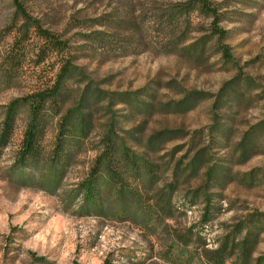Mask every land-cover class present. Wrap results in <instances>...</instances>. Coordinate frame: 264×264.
Returning a JSON list of instances; mask_svg holds the SVG:
<instances>
[{"label": "rangeland", "instance_id": "obj_1", "mask_svg": "<svg viewBox=\"0 0 264 264\" xmlns=\"http://www.w3.org/2000/svg\"><path fill=\"white\" fill-rule=\"evenodd\" d=\"M203 1L212 14L201 13L200 0H0V135L12 102L58 82L63 107L40 141L45 154L55 151L57 125L69 111L85 115L87 125L59 187H30L12 173L27 130L22 108L0 146V264H170L164 253L171 232L197 227L213 249L232 226L264 215V0ZM17 6L38 28L17 17ZM94 33L104 42L93 41ZM203 41L205 55L197 60L191 48ZM127 94L143 102L152 95L154 112L138 114L116 99ZM138 127L143 134L132 132ZM229 128L228 148L210 151L231 172L229 182L210 191L219 196L210 224L202 225V199L185 200L206 186L203 175L179 187L173 204L180 216L165 221V232L80 213L81 183L112 131L161 166L190 162L212 149L216 129ZM157 135L168 139L153 154L145 147ZM168 176L159 188L171 183ZM263 254L264 234L256 252Z\"/></svg>", "mask_w": 264, "mask_h": 264}, {"label": "trees", "instance_id": "obj_2", "mask_svg": "<svg viewBox=\"0 0 264 264\" xmlns=\"http://www.w3.org/2000/svg\"><path fill=\"white\" fill-rule=\"evenodd\" d=\"M199 6L201 13L212 14V6L206 1L200 0ZM16 15L26 24L38 28L27 16L22 6H17ZM215 18L220 21V17ZM214 31L220 39H226L223 31L217 29ZM100 35V33H94L93 41L104 42ZM49 43L54 48L62 47V43L53 39ZM205 47L204 41L199 48L198 45H193L191 49L194 51L191 54H196L195 59L200 60L205 55ZM220 53L226 55L223 50H220ZM62 88L61 82H58L49 90L12 102L6 109L7 113L0 135L2 148L6 147L11 139L15 121L22 108L28 111L23 146L16 158L12 173L13 176L26 181L30 187L58 188L66 170L72 164V159L77 154L78 150L75 151L73 146L79 147L82 144L78 135L83 136L87 128L86 116L80 112L75 116L76 112L69 111L57 125L59 134L56 138L55 151L52 154H45L41 147L40 141L48 129L50 118H56L55 114L63 107L59 105L64 95ZM144 96L147 98L144 102L140 100L139 94L116 95V99L138 114L153 113L155 107L150 106L149 101L153 102L155 98L152 95ZM132 132L139 135L144 133L141 127L133 129ZM215 133L216 135L212 137V149L202 148L194 159L184 165L181 161L176 165L172 164L173 161H169L161 167L156 162L152 163L151 159L132 152L126 147L125 142L112 131L111 135L108 134L101 139L103 148L96 156L87 179L81 183L80 213H85L86 217L132 222L150 231L151 234H155L156 230L165 232L168 229L165 221L173 220L178 213L173 200L181 193L179 187L188 186L203 175L206 186L197 188V191L193 193V198L189 199L187 196L185 200L187 203L190 200V204H194L197 199H202L206 206L202 216V225L210 224L216 209L212 206V198L219 197L216 194H210V191L214 188H221V184L229 182L231 174L230 169L224 165V161L215 159L210 153L215 149L228 148L230 128L216 129ZM162 135L150 138L145 149L153 154L158 153L162 142L168 139ZM130 138L134 139L131 136ZM136 141H139V146L143 145V141ZM241 155L242 161L245 162L246 155L244 153ZM42 166L45 168V173L41 174L39 170ZM29 169L38 172L36 176H30L28 179L25 177V172ZM168 174H171V183L159 188L163 180L168 179ZM253 218L249 217L247 222L237 223L231 229L227 227L228 232L218 238L213 249L208 248L206 240L201 236L200 229L197 230V227L182 231V233L173 231L169 235V245L165 246L164 256L170 264H264V254L256 255L261 236L264 234V215H257Z\"/></svg>", "mask_w": 264, "mask_h": 264}]
</instances>
